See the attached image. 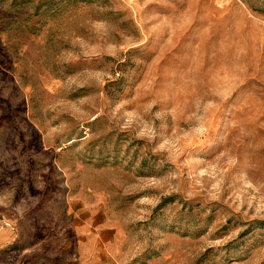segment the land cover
Returning <instances> with one entry per match:
<instances>
[{
	"label": "rangeland",
	"instance_id": "374dc122",
	"mask_svg": "<svg viewBox=\"0 0 264 264\" xmlns=\"http://www.w3.org/2000/svg\"><path fill=\"white\" fill-rule=\"evenodd\" d=\"M0 264H264V0H0Z\"/></svg>",
	"mask_w": 264,
	"mask_h": 264
}]
</instances>
